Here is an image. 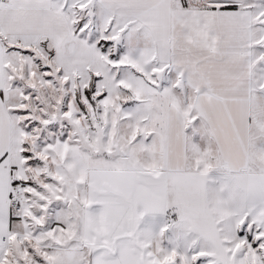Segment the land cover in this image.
Returning <instances> with one entry per match:
<instances>
[{
	"label": "snow or ice",
	"instance_id": "snow-or-ice-1",
	"mask_svg": "<svg viewBox=\"0 0 264 264\" xmlns=\"http://www.w3.org/2000/svg\"><path fill=\"white\" fill-rule=\"evenodd\" d=\"M0 264H264V0H0Z\"/></svg>",
	"mask_w": 264,
	"mask_h": 264
}]
</instances>
